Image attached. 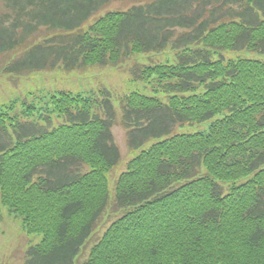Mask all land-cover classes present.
I'll use <instances>...</instances> for the list:
<instances>
[{"label": "trees", "instance_id": "trees-1", "mask_svg": "<svg viewBox=\"0 0 264 264\" xmlns=\"http://www.w3.org/2000/svg\"><path fill=\"white\" fill-rule=\"evenodd\" d=\"M0 1V58L16 56L1 67L15 77L172 52L130 70L164 100L120 98L137 154L113 199L109 92L0 108V205L42 235L23 264H76L84 251L82 264H264V58L222 55L264 54V0ZM193 124L207 126L172 134ZM110 209L123 214L90 243Z\"/></svg>", "mask_w": 264, "mask_h": 264}, {"label": "rangeland", "instance_id": "rangeland-1", "mask_svg": "<svg viewBox=\"0 0 264 264\" xmlns=\"http://www.w3.org/2000/svg\"><path fill=\"white\" fill-rule=\"evenodd\" d=\"M127 1L123 0L124 3H127ZM120 7H122L120 3H114L109 10H117ZM3 10V4L0 1V12ZM90 22H93V20L88 23ZM42 31L44 34L45 30ZM222 55L226 61L242 58H264V54H247L245 51L238 53L223 52ZM7 56L3 59L0 58L2 59L0 60V108L9 102H16L19 109L21 103L25 100L28 103L36 104L42 98L49 96L50 93L57 91H70L84 95L93 93L95 96H98L101 90L109 92L112 105L117 112V123L112 127V135L121 156L120 164L106 176L110 197L113 199L117 177L124 171L127 163L137 154V152H129L126 144V132L119 123L120 98L129 93H138L146 97L156 96L164 100L160 93L157 94L153 91L151 85L135 79L130 70L135 64L164 62L172 56V52L131 57L117 66L97 65L87 67L83 71L74 72H65L58 69L36 72L21 77L2 72L1 65L5 62V59L9 61L16 57L14 54ZM206 126L207 124L179 126L175 128L172 134H192L196 131L205 130ZM121 214H123L121 211L108 210L95 228L90 243L93 244L100 239L111 223L117 220ZM41 240V234L27 235L22 227L21 219L0 205V264H23L26 250L29 247L38 245ZM86 254L84 251L76 264H82Z\"/></svg>", "mask_w": 264, "mask_h": 264}]
</instances>
